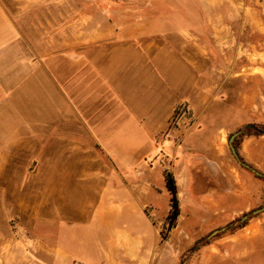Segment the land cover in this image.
I'll return each instance as SVG.
<instances>
[{
	"label": "crops",
	"instance_id": "0c3cea01",
	"mask_svg": "<svg viewBox=\"0 0 264 264\" xmlns=\"http://www.w3.org/2000/svg\"><path fill=\"white\" fill-rule=\"evenodd\" d=\"M184 2L196 5L197 11L169 12L166 18L170 20L171 16L179 15L184 20L197 21L196 26H167L163 34L165 44L149 41L121 45L115 53L109 52L101 60H93L78 58L76 22L70 23V42L63 43L61 37L47 35L45 25L41 23L40 28L39 21L33 19L31 25H23L22 17L19 22L0 0V180L12 174V179L21 181V187L17 186L12 193L17 210L23 212L27 208L21 197L34 159L39 164L36 211H65L66 205L46 201L50 191L46 188L45 171L67 175L77 169L76 165L87 163V158L72 154V149L87 146V139L78 128L80 118L91 140L101 146L115 164L112 174L105 173L101 167L92 168L95 173L85 168L89 178L105 186L108 201L114 200L117 194L133 197L137 204L128 208L120 206L118 211H130L137 205V228H141V218L145 216L158 234L153 242L146 230L137 236L125 233L105 244L101 256L85 258L77 253L75 239L70 240L68 250H63L51 247L39 235L0 237V243L7 245L5 252H0L3 255L0 264H264V219L254 217L237 232L228 229L219 236H212L218 229L228 228L241 215L260 210L261 190L213 189L214 200L208 208L202 206L208 220H215L209 228V242L196 247L184 259L182 248H191L195 242L187 241L184 245L183 238L179 242L163 239L161 228L166 219H158L159 209L142 203L144 196L157 191L152 169L145 163L157 155L156 137L166 129L180 104H187L192 111L195 123L186 135L191 140L199 138L204 126L212 123L204 118L205 108L220 96L223 113H238L243 117L242 122L232 121L230 126L216 127L217 135L211 145L201 138L200 142L197 139L196 146L187 150L197 154L188 158L191 171L202 172L200 167L205 166L214 179L235 182L234 177H240V173L228 168L218 151L222 146L221 134L239 132L248 125H264L263 20L248 12H222L231 19L242 16L240 30L243 33L249 27H256L251 39L244 44L239 42L232 47V42L230 48L224 49L220 37L228 29L207 21L209 13L204 9L207 4L235 6L245 2ZM179 36L180 44H175L174 37ZM258 36L260 41L254 40L253 37ZM52 146L59 148L60 153L62 148L70 149L71 154L48 155L41 151L37 159L30 158L32 148ZM203 147H212L214 156L207 157L208 162L202 165L196 156L202 153ZM238 151L247 164L264 174V135L244 136ZM99 162L97 159L95 164ZM45 164L53 166L46 168ZM123 170L133 171V176L126 178ZM117 179H122L123 183H118ZM109 184H114L113 190ZM104 202L97 211L104 207ZM105 207H108L106 203ZM200 208L195 207V212ZM170 210L171 206L167 215ZM181 215L171 231L180 228ZM119 217L124 218L125 214L119 213ZM30 245L37 246L36 253L31 251Z\"/></svg>",
	"mask_w": 264,
	"mask_h": 264
},
{
	"label": "rangeland",
	"instance_id": "374dc122",
	"mask_svg": "<svg viewBox=\"0 0 264 264\" xmlns=\"http://www.w3.org/2000/svg\"><path fill=\"white\" fill-rule=\"evenodd\" d=\"M3 1L11 14L17 17L18 21L22 17L20 21L23 25H31L33 19L39 21L40 28H42L41 23L45 25L44 28L47 35L54 34L56 37L59 36L63 43L70 42V23L73 25L76 22V43L79 47L78 58L82 59L101 60L109 52L115 53L121 45L141 44L149 41L165 44L166 37L163 34L167 26L181 28L183 24L185 26H188V24L196 26L197 23L194 20H184L176 14L174 17L171 16L170 20L166 18L169 12L197 11L196 5L189 2L185 3L184 0ZM243 2L245 3L235 6L207 4L204 9L206 13H209L207 21L210 23L216 22L228 29L220 37L221 46L224 49L230 48L232 42L234 43L232 47H235V43L242 42L244 44L251 39L252 31L256 27H249L248 31L243 33L240 30V17L242 16L238 17V19H231L230 16L221 14L222 12L229 13L234 11L235 13L238 12V14L248 12L255 18H261L264 22V0H243ZM215 17L216 20H214ZM219 17L220 19H218ZM231 27L232 31H230ZM137 29H139V32H137ZM148 30L151 32H148ZM180 38V36L178 38L174 37L175 44H180ZM253 38L256 41L261 39L259 36ZM74 40L72 36V41ZM220 97L216 98L215 101H212L205 108L204 118L212 123L204 126L205 128L199 134V138L197 136L192 140L186 137L188 131L192 129L195 123L192 111L185 103L177 106L175 113L169 119L166 129L156 137L157 155L149 158L147 163H145V166L152 169L151 176L154 179L157 191L144 196L142 203L151 204L156 209H159L157 213L158 219H166L171 200V196L165 186L163 171L169 169L177 178L183 219L180 228L174 230V232L169 230L166 224H163L161 235L163 233L167 240L179 242L183 238L184 245L191 240L196 244V241L201 237L210 235L209 228L215 223V220H208L207 214L204 212L205 209L202 206L208 208L209 204L214 200V195L212 194L215 188L228 187L237 190L250 187L255 190H261L263 196L258 209L264 207V179L258 178L253 171L242 165L241 161H243V158L238 151L242 139L241 136L245 130L249 129L248 127H243L242 133L233 142L241 161L236 158L230 142L232 135L237 132H223L221 134L222 146L218 151L221 152L222 158L227 162L228 168L231 171L234 170V172L240 173L238 178L233 176V181L235 182L212 178L211 173H208L209 169L205 168V166L200 167L202 172L193 173L188 165V158L197 154L189 153L187 150L189 147L197 145V139L200 142L201 138H203L205 142L207 141L211 145L217 135L216 127L221 125L230 126L232 121L236 123L243 120L241 114L223 113L220 109ZM216 110H218L217 113ZM210 113H214V115L208 116ZM175 114L176 117L174 118ZM78 128L80 133L83 131V135L87 139L85 142L87 146L79 147L76 150L72 149V154L78 155L80 159L87 158V163L76 165L77 169L67 175L58 176L54 174L53 170L45 171V184L50 191V196H46V201L50 200L52 204L58 202L62 206L66 205L65 211L60 213H49L48 211L40 213L36 211L38 209V196L35 193V188L38 184L36 175L39 164L33 158L37 159L41 151H45L48 155H70V149L62 148L60 153L59 148L53 146L44 149L32 148L30 150V158L34 161L31 160L28 185H23L24 190L21 197L27 203L25 211L17 210L14 202L16 197L12 195L17 186L21 187V181L12 179V174H10L9 178L4 175L0 180V237L27 235L33 237L39 235L51 247L63 250H68L67 246L70 240L75 239L76 251L82 258L87 255L101 256L105 244L112 239H117L120 235H125V233L137 236L143 233V230H146L147 236L150 237L151 241L155 242L158 239V234L150 219L142 216L141 228H137V205L130 211H118L120 206L128 208L133 203L137 204L133 197L129 194H117L114 195V200L108 201L107 195L104 194L105 186H101L100 181L89 178L85 168L91 170L92 168L101 167L105 173L112 174L115 172V164L111 162L108 153L91 140V136L85 130L84 121L80 118L78 120ZM192 141L193 145H191ZM213 151L212 147H203L202 153L196 157H199V162L203 165L208 162L207 157L214 156ZM97 159L100 160L99 164H95ZM52 166L45 164L46 168ZM253 168L256 169L255 167ZM89 172L95 173L96 171ZM124 172L126 178L133 176V171L126 170ZM117 182L123 183L122 179H117ZM108 187L113 190L114 184H109ZM7 191H11V194L10 192L7 193ZM20 196L21 193L17 198ZM218 197L221 198V196ZM103 200H105L103 203L104 207L97 211ZM105 203L108 207H105ZM198 205L201 206V210L197 209L195 212V207H198ZM119 213L125 214V217H119ZM54 215L58 217H54ZM243 216L241 215L240 217L242 218ZM247 217L245 219L247 223L254 217L264 219V211L257 214L250 212ZM234 230L239 231L240 229L235 226ZM6 246V244L0 243L1 253L5 252ZM174 246L177 247L175 244ZM194 246L182 248L183 259L194 251ZM29 247L34 253L37 252L36 245H30ZM1 257L3 258V255Z\"/></svg>",
	"mask_w": 264,
	"mask_h": 264
},
{
	"label": "trees",
	"instance_id": "16d2710c",
	"mask_svg": "<svg viewBox=\"0 0 264 264\" xmlns=\"http://www.w3.org/2000/svg\"><path fill=\"white\" fill-rule=\"evenodd\" d=\"M175 117H176V114H175L174 118ZM248 135L249 136L264 135V125H253L252 128L245 130L241 137L243 138L244 136H248ZM243 162H245L244 159H243ZM256 176L260 179H264V174H260V175L256 174ZM164 178H165L166 189L168 190V192L170 193V196H171V200H170L171 210H170V212L166 218V226H167V228H169V230H172L173 228H175L177 226V220L181 214L178 182H177V178H176L175 174L169 169L164 170ZM248 214L249 213L244 214V216L242 218L240 217V218L236 219L235 221H233L229 225V227L226 228L224 231H222L219 235L225 233L226 230H228V229L233 233L236 232L237 230H234L235 226H238V229H243L244 227H246L248 223L246 222V220L243 221V218L245 216H248ZM162 238L166 239V237L163 235V233H162ZM207 242H209L208 236H203L199 240L196 241L194 248H196V247L198 248V247H200V245L205 244Z\"/></svg>",
	"mask_w": 264,
	"mask_h": 264
},
{
	"label": "water",
	"instance_id": "95a60500",
	"mask_svg": "<svg viewBox=\"0 0 264 264\" xmlns=\"http://www.w3.org/2000/svg\"><path fill=\"white\" fill-rule=\"evenodd\" d=\"M252 127H253V125H248V128H252ZM241 133H242V132L239 131V132L235 133L234 135H232V137L230 138L232 151L234 152L236 158H237L239 161H241V159H240V157H239V155H238V153H237V150H236L235 146L233 145V142H234V140L237 138V136H239ZM241 163H242V165H244L245 167H247L248 169H250L251 171H253L255 174H257V175H260V174H261L259 171H257V170L254 169L253 167H251L249 164H247V163H245V162H243V161H241ZM263 211H264V207H262L260 210L255 211L254 214H257V213H259V212H263ZM247 218H248V217L245 216V217L243 218V220H245V219H247ZM225 229H226V228H225ZM225 229H218L217 231H215V232L212 234V236H215L216 234L221 233V232L224 231Z\"/></svg>",
	"mask_w": 264,
	"mask_h": 264
}]
</instances>
